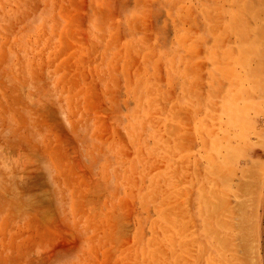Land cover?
Listing matches in <instances>:
<instances>
[{
	"label": "rangeland",
	"instance_id": "rangeland-1",
	"mask_svg": "<svg viewBox=\"0 0 264 264\" xmlns=\"http://www.w3.org/2000/svg\"><path fill=\"white\" fill-rule=\"evenodd\" d=\"M263 15L0 0V264H264Z\"/></svg>",
	"mask_w": 264,
	"mask_h": 264
},
{
	"label": "bare ground",
	"instance_id": "bare-ground-1",
	"mask_svg": "<svg viewBox=\"0 0 264 264\" xmlns=\"http://www.w3.org/2000/svg\"><path fill=\"white\" fill-rule=\"evenodd\" d=\"M264 16V15H263ZM264 36V35H263ZM264 39V38H263ZM262 39V40H263ZM250 49V48H249ZM253 51V50H252ZM248 194V193H247ZM248 200V199H247ZM244 201V200H243ZM246 207H247V205H246ZM248 208H251V207H248ZM254 209V208H253ZM256 210V209H255ZM241 211V210H240ZM240 211H238V212H240ZM253 213V212H252ZM242 214H243V212H242ZM247 214V213H246ZM244 216H245V214H243ZM240 216V215H239ZM241 218V217H240ZM247 218H249V217H247ZM251 219V218H250ZM253 219V218H252ZM244 220V219H243ZM247 220V219H246ZM248 221H249V219H248ZM244 222V221H243ZM240 223V222H239ZM245 223H247V221L246 222H244L243 223V225L245 224ZM246 225H248V227H249V224H246ZM246 225H244V226H246ZM252 227V226H251ZM240 228V227H239ZM241 229V228H240ZM239 231V230H238ZM245 231H247L248 232V229L246 230V228H245ZM251 231V230H250ZM242 232V231H241ZM246 233V232H245ZM244 233V234H245ZM250 233V232H249ZM252 233V232H251ZM247 234V233H246ZM243 235V234H242ZM247 236V235H246ZM250 237V236H249ZM243 239L245 238V236L243 235V237H242ZM254 238V237H253ZM241 239V238H240ZM246 240H247V237H246ZM253 240V239H252ZM240 241H242V240H240ZM243 242V241H242ZM246 242V241H245ZM251 242V241H250ZM247 244V243H246ZM246 244H245V246H246ZM250 245V244H249ZM253 252V251H252Z\"/></svg>",
	"mask_w": 264,
	"mask_h": 264
}]
</instances>
